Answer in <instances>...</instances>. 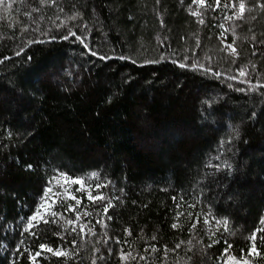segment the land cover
Listing matches in <instances>:
<instances>
[{
    "label": "trees",
    "instance_id": "16d2710c",
    "mask_svg": "<svg viewBox=\"0 0 264 264\" xmlns=\"http://www.w3.org/2000/svg\"><path fill=\"white\" fill-rule=\"evenodd\" d=\"M56 173L91 194L29 224ZM227 259L264 264V0H4L0 264Z\"/></svg>",
    "mask_w": 264,
    "mask_h": 264
},
{
    "label": "rangeland",
    "instance_id": "374dc122",
    "mask_svg": "<svg viewBox=\"0 0 264 264\" xmlns=\"http://www.w3.org/2000/svg\"><path fill=\"white\" fill-rule=\"evenodd\" d=\"M77 179L81 180L82 183L81 184L73 183V180H77ZM47 187H51L52 192L49 193L47 198L44 199L41 198L40 203L36 209V212L33 214L36 216V220H38L42 216V214L46 210H48L49 207L54 203H57L58 201L65 202L69 200H76L77 199L76 190L85 192L87 194H91L92 192V189L88 185H86L81 178H69L61 173H56L55 175H53L49 179ZM205 220H207L208 222L205 223ZM33 222L34 221H32L31 223ZM204 223L207 229L215 228L218 225L217 221L212 218H205ZM244 262L245 261H241V260L227 259L225 262H222V264H244ZM247 264H251V263L247 262Z\"/></svg>",
    "mask_w": 264,
    "mask_h": 264
},
{
    "label": "snow or ice",
    "instance_id": "6c2138e0",
    "mask_svg": "<svg viewBox=\"0 0 264 264\" xmlns=\"http://www.w3.org/2000/svg\"><path fill=\"white\" fill-rule=\"evenodd\" d=\"M3 2H4V0H0V4H2ZM193 3H194V4H203V3H204V0H193ZM219 3H220V0H217V6H219ZM244 10H245V4L242 2V3L239 4V13L237 14V19H239L240 16L244 13ZM192 15H193V16H198V15H200V13H199V12H193ZM226 19H230V17H226ZM199 22H200L201 24L204 23L203 20H200ZM220 27L223 28L224 26H223V25H220ZM69 35H73V36H75L76 34H75V33H69ZM63 38H64V39H68L69 36H64ZM76 39H77V40H80V41L83 43V40H82V38H81L80 36H76ZM227 47L230 48V49H232V53L235 54L236 49L233 48L232 44L227 45ZM21 52H23V49H21ZM20 54H21L20 52L17 53V55H20ZM92 54H93V55H96V53H92ZM100 58H101V59H106V58H108V57H103V56H102V57H100ZM29 59H30V58H29ZM180 66H181V67H184L185 65H184V64H181ZM206 70H207V69H206ZM245 74H246L245 70H244V69H241L239 75H240V76H244ZM215 75L219 76L220 73H215ZM229 86L231 87V85H229ZM239 90H240V91H243V89H239ZM29 167H31V166H29ZM217 167H218V166H217ZM93 176H96V174L93 173ZM73 183H75V184H81L82 181L77 179V180H73ZM100 187H102V185H100V184H97V185H96V188H97V189H99ZM51 192H52V188H51V187H47V188H45V190H44V196L42 197V199L47 198L48 195H49V193H51ZM88 198H89L90 200H94V199H101V200H103V199H105V197H104L103 195H101L100 197H97V198H93L92 196H89ZM80 203H81V201H80V200H77V205H79ZM109 207H112L111 202H109V204L104 208V212H105V214H107V212H108V208H109ZM68 211H75V208H73L72 205H69V206H68ZM84 214H85L86 216H87V215H90V213H88V212H85ZM55 215H57V213L54 212V213H53V216H55ZM76 219H77V220L80 219L79 214H77ZM108 219H111V217H108ZM28 220H29V223L31 224L32 221H35V220H36V216L33 215L32 217H29ZM47 222H48V221L46 220L45 223H47ZM207 222H208V221L205 220V223H207ZM68 223H69V224H72L73 221H72V220H68ZM97 223H101V221H97ZM217 223H219V221H217ZM224 223H227V221L225 220ZM175 227H176V225L173 224V228H175ZM193 227H195V225H193ZM81 229H83V225H81ZM25 231H28V229L26 228ZM254 238H255V237H254ZM40 247H41V249H44V248H45V245H41ZM177 247H179V245H177ZM229 247H230V246H229ZM47 250H48L49 252H53V249H51V248H48ZM153 251H155V249H153ZM225 251L227 252V249H226ZM251 251H255V248H253ZM54 254H56V255H64V253H62V252H55ZM40 255H41L40 252H37V253L35 254V256H37V257L40 256ZM33 259H35V257H33ZM244 264H247V261H245Z\"/></svg>",
    "mask_w": 264,
    "mask_h": 264
}]
</instances>
